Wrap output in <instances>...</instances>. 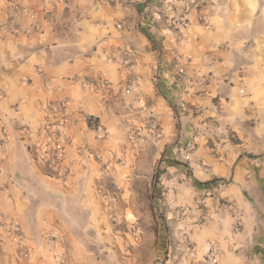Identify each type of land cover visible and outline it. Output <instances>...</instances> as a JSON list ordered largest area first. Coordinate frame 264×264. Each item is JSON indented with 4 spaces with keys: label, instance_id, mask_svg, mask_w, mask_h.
Returning <instances> with one entry per match:
<instances>
[{
    "label": "crops",
    "instance_id": "crops-1",
    "mask_svg": "<svg viewBox=\"0 0 264 264\" xmlns=\"http://www.w3.org/2000/svg\"><path fill=\"white\" fill-rule=\"evenodd\" d=\"M171 1L0 0V213L21 231L17 241L0 230V264H55L61 240L69 264H110L93 182L139 174L133 135L153 136L151 118L179 190L157 254L170 236L178 264H205L211 251L217 264H264V0H186L178 30ZM100 75L110 91L85 86ZM62 101L70 174L59 178L26 131L36 137Z\"/></svg>",
    "mask_w": 264,
    "mask_h": 264
},
{
    "label": "rangeland",
    "instance_id": "rangeland-1",
    "mask_svg": "<svg viewBox=\"0 0 264 264\" xmlns=\"http://www.w3.org/2000/svg\"><path fill=\"white\" fill-rule=\"evenodd\" d=\"M189 1L178 0L175 4L171 1L170 4L173 5L171 11H176L177 14L180 13V15H184L190 3L194 4V2ZM24 10L25 9L22 11ZM14 12L16 13V10H14ZM169 18L171 17L167 19ZM133 88L134 85L132 84L128 87V91L133 90ZM47 120L55 123L56 117L49 113L46 121ZM88 121L93 123L94 119L92 118V120ZM149 124L150 129L154 133L153 136L150 132L142 133L141 131H135L133 135L138 138L136 139L137 145H134V149H137L142 156L139 174L137 176L134 175L132 178L129 177V174H125L120 182H118V178L114 177V175H106L101 178L96 177L93 182L95 188L92 198L102 203L106 208L105 219L108 223L105 235L110 238V242L105 243L113 248L109 252L111 254L110 259H108L110 264H178L180 259L179 255L181 251L177 248V242L170 236L168 238L166 252L157 254L159 242L158 221L161 223L165 222L169 191L173 190L177 192L179 190L177 189L178 184L171 187H168L167 184L168 177L177 174V172H169V161L171 162L173 160L164 158L162 151L163 147L158 143V139L162 134V128L159 123L152 118ZM26 135L29 140V149L31 153L48 175L63 178L70 174V167L67 162H65L63 168L55 171L49 166L50 163L41 157V153L42 156L44 155L43 149L36 153V147L44 142L42 127L39 129L36 137H33L31 131ZM107 138V133L101 137L103 140H107ZM192 149L193 148L190 150ZM115 151L118 155V148H116ZM65 153L67 160V148ZM181 153L187 156L190 151L186 154L183 153V151H181ZM39 157L43 159V162L37 160ZM187 173L190 175V171H187ZM130 203L136 205V215H132L130 211H125L127 214H124L125 206ZM153 208H156L157 211L154 212ZM125 215L128 216L130 221L126 220ZM153 219L155 222H153ZM57 245L61 248V252L57 253L55 264H57L56 261L59 258L63 259L65 264H69V246L62 240L59 243L57 242ZM205 264L207 263L205 262Z\"/></svg>",
    "mask_w": 264,
    "mask_h": 264
},
{
    "label": "built area",
    "instance_id": "built-area-1",
    "mask_svg": "<svg viewBox=\"0 0 264 264\" xmlns=\"http://www.w3.org/2000/svg\"><path fill=\"white\" fill-rule=\"evenodd\" d=\"M11 7L14 10H19V4L16 2L11 3ZM169 24L175 29H181L187 26L188 19L184 15H179L175 17L169 18ZM85 86L90 89L97 90L99 88H104L107 91L112 89V83L100 75L96 80H87L85 81ZM67 102L62 101L58 105L51 104L49 107V111L52 116L56 117V122L52 123V121L47 120L42 126V130L44 133V142L36 147V153L40 152L43 149V156L41 153V157L44 158L47 162L50 163V167L53 170L58 171L60 168L65 166L66 162V148L70 145V140L66 132V120L64 111L66 109ZM88 120H92L91 117H88ZM29 131H26V134ZM38 157V156H37ZM48 158V159H47ZM37 160L43 162L42 158H37ZM0 230L3 231V235L6 233L8 235H12L14 239L18 241L20 238V227L14 221H8L3 218L0 213ZM3 241V240H2ZM22 256L27 258L30 256L29 251H23ZM57 264H65L63 259L59 258L56 261ZM207 264H217L216 252L211 251L208 254Z\"/></svg>",
    "mask_w": 264,
    "mask_h": 264
}]
</instances>
